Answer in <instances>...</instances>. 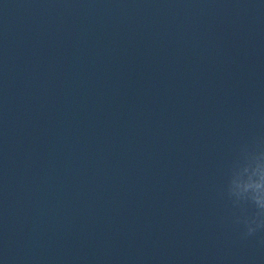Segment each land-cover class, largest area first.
<instances>
[{
  "label": "clouds",
  "instance_id": "1",
  "mask_svg": "<svg viewBox=\"0 0 264 264\" xmlns=\"http://www.w3.org/2000/svg\"><path fill=\"white\" fill-rule=\"evenodd\" d=\"M254 209V213L250 217H245L242 221L238 220V223H243L246 227V235H252L258 229H264V208L258 207L255 202L247 201Z\"/></svg>",
  "mask_w": 264,
  "mask_h": 264
}]
</instances>
